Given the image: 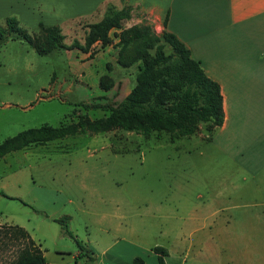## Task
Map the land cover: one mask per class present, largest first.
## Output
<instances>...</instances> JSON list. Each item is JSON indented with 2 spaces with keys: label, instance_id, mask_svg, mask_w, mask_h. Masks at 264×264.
Listing matches in <instances>:
<instances>
[{
  "label": "rangeland",
  "instance_id": "1",
  "mask_svg": "<svg viewBox=\"0 0 264 264\" xmlns=\"http://www.w3.org/2000/svg\"><path fill=\"white\" fill-rule=\"evenodd\" d=\"M19 1L0 0V28L5 30L0 38V142L28 127L107 115L108 107L119 103L133 85L139 62H118L120 57L128 59L118 33L132 24L146 25L154 34L161 29L128 0H79L78 9L58 21L40 15V10L30 15L19 8ZM123 6H128V16L108 29L109 40L86 45L90 24ZM8 17L42 45L45 31L39 23L56 25L60 45L39 52L16 35L18 31L7 28ZM154 44H161L165 54L171 52L163 39ZM147 50L152 53L154 45ZM100 76L105 88L98 84ZM204 126L199 123L193 134L172 142L163 131L144 137L114 127L6 153L0 157V223L26 229L49 264H96L102 257L115 264L111 253L132 252L121 239L109 245L113 239L100 229L103 220L119 222L122 228L135 224L143 229L139 240L150 251L154 245L166 248L172 232L167 233L165 225L188 213L186 193L192 187L197 191L213 170L234 169L213 150ZM110 143L128 151L114 152ZM180 185L185 188L178 190ZM262 209L254 206L250 212ZM62 218L69 233L57 220Z\"/></svg>",
  "mask_w": 264,
  "mask_h": 264
},
{
  "label": "crops",
  "instance_id": "2",
  "mask_svg": "<svg viewBox=\"0 0 264 264\" xmlns=\"http://www.w3.org/2000/svg\"><path fill=\"white\" fill-rule=\"evenodd\" d=\"M128 2L140 6L161 29L173 32L219 84L224 117L208 138L219 157L234 167L213 170L197 191L192 187L186 193L188 213L165 225V231L172 232L165 263L264 264V0ZM78 3L21 0L19 8L29 14L40 10V15L58 21L72 15ZM184 188L180 185L178 190ZM254 206L263 207V212H250ZM100 225L113 239L110 246L121 239L132 250L125 256L111 253L115 264H131L134 255H141L145 264H157L155 253L139 240L142 228L135 224L122 228L119 222L105 220ZM82 252L80 246L77 255ZM102 258L96 264L106 263Z\"/></svg>",
  "mask_w": 264,
  "mask_h": 264
},
{
  "label": "trees",
  "instance_id": "3",
  "mask_svg": "<svg viewBox=\"0 0 264 264\" xmlns=\"http://www.w3.org/2000/svg\"><path fill=\"white\" fill-rule=\"evenodd\" d=\"M128 16V6L107 11L98 21L90 24L85 37L88 45L94 40L105 44L109 38L108 29L120 24ZM167 15L163 18L166 24ZM6 26L16 35L26 40L39 52L50 50L60 45L56 25L39 23L45 31V44H37L16 25L14 17L6 18ZM0 28V38L4 35ZM120 49L126 50L128 59L121 57L118 62L128 65L139 59L135 81L127 93L116 105L108 107L104 117L88 118L79 116L73 123L57 125L41 124L18 131L0 142V156L13 150L27 149L38 143H46L55 138L75 134L96 133L114 127L133 131L144 137L152 132H166L168 141L193 134L199 123L205 124L208 133L222 123L224 113L219 84L208 77L199 61L191 56L190 49L171 31L161 29L158 34L150 31L146 25L132 24L118 33ZM163 39L171 47L170 53H163L161 44H154ZM154 45L151 53L148 47ZM84 48V47H83ZM125 54V55H126ZM103 77V75H102ZM100 76L98 84L105 88ZM112 151L117 150L112 147ZM1 192V191H0ZM60 221L63 229L69 233L64 218ZM78 246L81 244L76 241ZM156 255L157 264H166L164 256L167 249L161 245L151 247ZM0 264H49L41 248L26 229L18 224L0 223ZM90 264V263H86ZM131 264H145L143 258L134 255Z\"/></svg>",
  "mask_w": 264,
  "mask_h": 264
},
{
  "label": "built area",
  "instance_id": "4",
  "mask_svg": "<svg viewBox=\"0 0 264 264\" xmlns=\"http://www.w3.org/2000/svg\"><path fill=\"white\" fill-rule=\"evenodd\" d=\"M102 264H107V263H102Z\"/></svg>",
  "mask_w": 264,
  "mask_h": 264
}]
</instances>
